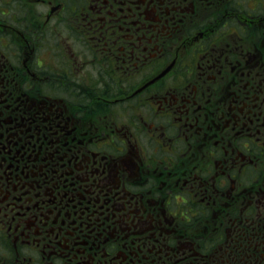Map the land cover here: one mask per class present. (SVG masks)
<instances>
[{
  "label": "flooded vegetation",
  "instance_id": "1",
  "mask_svg": "<svg viewBox=\"0 0 264 264\" xmlns=\"http://www.w3.org/2000/svg\"><path fill=\"white\" fill-rule=\"evenodd\" d=\"M0 264H264V0H0Z\"/></svg>",
  "mask_w": 264,
  "mask_h": 264
}]
</instances>
